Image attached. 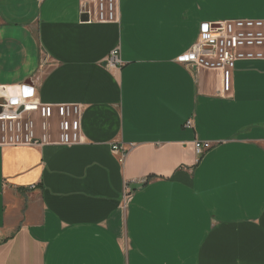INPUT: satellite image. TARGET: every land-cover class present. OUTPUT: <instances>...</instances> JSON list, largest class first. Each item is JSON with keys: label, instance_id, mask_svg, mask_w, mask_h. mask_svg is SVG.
Segmentation results:
<instances>
[{"label": "crops", "instance_id": "crops-1", "mask_svg": "<svg viewBox=\"0 0 264 264\" xmlns=\"http://www.w3.org/2000/svg\"><path fill=\"white\" fill-rule=\"evenodd\" d=\"M82 1L0 0V87L82 108L79 145L0 147V264H264V60L226 97L181 62L202 24L264 21V0H117L114 23Z\"/></svg>", "mask_w": 264, "mask_h": 264}, {"label": "built area", "instance_id": "built-area-1", "mask_svg": "<svg viewBox=\"0 0 264 264\" xmlns=\"http://www.w3.org/2000/svg\"><path fill=\"white\" fill-rule=\"evenodd\" d=\"M82 13L90 22H117V0H96L94 5L83 0ZM253 60H264V21L236 19L202 24L197 41L181 62L195 71L220 72V95L226 97L231 93L236 63ZM122 64L119 49L113 50L105 62L107 68ZM81 116L82 108L78 104L41 103L32 83L14 88L1 86L0 147L79 145L82 142ZM184 127L193 128L192 121H187ZM193 147L200 159L212 144L195 141ZM112 152L124 164L127 150L115 144ZM131 200L132 191L125 185L122 201L125 209Z\"/></svg>", "mask_w": 264, "mask_h": 264}]
</instances>
